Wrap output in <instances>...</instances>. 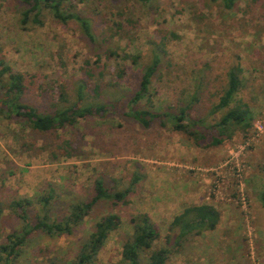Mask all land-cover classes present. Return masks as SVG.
<instances>
[{
  "label": "rangeland",
  "instance_id": "374dc122",
  "mask_svg": "<svg viewBox=\"0 0 264 264\" xmlns=\"http://www.w3.org/2000/svg\"><path fill=\"white\" fill-rule=\"evenodd\" d=\"M159 1L160 8L153 14L131 6L133 0L89 1L90 7L103 12L114 10V19L119 18L116 8L130 5L139 19L135 39L117 35L103 42L106 48L113 45L118 50V56L108 57L106 48L94 44L77 23H62L46 10L43 25L23 26L20 0H0V59L28 74L32 88L26 99L46 105L52 97L59 98L60 92L75 98L79 81L86 78L87 59L96 73L94 80L117 79L118 70L127 67L126 78L119 79L120 88H135L141 67L123 55L142 53V64L148 63L150 41L166 36L164 75L154 83L157 106L182 104L193 91L194 78L208 68L210 88L216 92L238 59L244 78L238 98L252 106L253 127L246 135L238 131L218 146L203 148L171 124L163 127L156 121L144 127L123 112H109L58 132L73 141L75 151L67 156L55 149L57 136L35 134L0 117V197L6 204L17 195L36 196L51 183L58 196L53 210L63 216L71 201L89 197L98 176L117 190L128 188L135 175L141 176L127 202L115 207L109 202L97 204L73 234L33 233L17 264H62L73 259L95 229L96 220L110 210L120 214L122 224L109 237L96 264H125L122 245L132 231V215H151L161 232L156 247H161L168 244L167 235L173 239L178 232L171 228V219L188 206L202 203L216 207L219 223L175 245L167 264H264V7L259 4L246 15L239 10L223 11L209 0ZM240 7L245 9L246 1ZM101 71L105 72L102 78ZM112 90L105 94L112 95ZM215 102L216 96L204 100L200 112H208ZM32 143L35 146L27 149ZM52 152L59 158L54 160ZM21 225V219L6 208L0 219V243Z\"/></svg>",
  "mask_w": 264,
  "mask_h": 264
},
{
  "label": "trees",
  "instance_id": "16d2710c",
  "mask_svg": "<svg viewBox=\"0 0 264 264\" xmlns=\"http://www.w3.org/2000/svg\"><path fill=\"white\" fill-rule=\"evenodd\" d=\"M90 0H20L23 6L21 23L26 26L43 25L44 12L49 11L62 23L75 22L82 33L94 44L105 49L104 43L111 41L115 36L136 38V30L139 26L130 5L115 9L118 19L113 18L114 10L103 12L99 8L90 7ZM113 1V0H112ZM119 1V0H114ZM137 5L153 14L160 8L159 0H133ZM228 13L236 10L243 11L246 15L253 11L254 7L264 0H244L246 8L242 9V0H209ZM81 6H80V5ZM87 9H92L88 13ZM197 17V13L194 14ZM245 20V17L240 19ZM247 21V19H246ZM178 37V35H174ZM99 37L101 42H99ZM163 36L159 41L152 39V57L150 62L142 64V53H125L124 59H130L132 63L141 67V76L133 89L120 88V80L127 76V67L120 68L117 79L101 81L94 80L96 73L91 68L90 60H86L84 68L86 78L79 81L75 98L70 99L67 92H60L59 98L52 97L46 105L26 99L28 91L32 88L29 76L23 71L14 70L4 59H0V117L14 120L29 128V131L43 136L52 134L59 141L55 149L61 154L71 156L74 147L73 141L58 134L68 127H75L89 117H103L109 112H123L138 120L144 127H150L152 123L159 122L161 126L172 125L173 130L192 139L197 146L209 148L218 146L227 139H232L238 132L248 134L253 127L255 116L249 102L238 98L244 87L243 67L236 59L237 64L231 66L226 73L225 82L216 92L210 88L211 69L202 70L195 77L193 91L182 104H170L159 108L157 106L158 89L154 83L162 79V63L166 58L167 40ZM104 42V43H103ZM107 56H118L115 46L106 48ZM97 59L100 53L97 52ZM87 66H89L87 68ZM100 78L105 72H100ZM96 78V77H95ZM112 85V86H111ZM112 88H110V87ZM108 87V88H107ZM114 89V92L113 90ZM105 90H112L108 96ZM104 94V95H103ZM217 97L207 110L200 112L204 107L203 101ZM58 99V100H57ZM178 108V109H177ZM35 145H28V148ZM48 146L51 147V144ZM43 150V147H40ZM54 160L58 159V153L52 152ZM141 179L135 175L131 185L124 190H117L113 186L106 185V179L98 176L94 181L91 194L87 199H74L69 204L68 212L60 216L53 210L57 200L56 189L51 184L45 190H41L36 196H16L9 203L0 197V219L5 214V209H12L22 222L20 229H13L6 236V241L0 243V264H17V260L23 255L25 247L29 244L32 234L40 232L51 237L71 235L92 214L97 204L109 202L115 207L120 202H127V197L132 191L133 185ZM264 205V190L261 193ZM220 212L212 204L202 203L190 205L177 215L171 223V228L178 232L172 239L166 236L165 246L156 247L161 237L159 227L153 222L149 213L141 212L131 216L132 231L126 235L123 242V261L125 264H167L172 253V248L185 241L187 236L195 233L201 234L205 230L216 228L219 223ZM122 224L119 213L110 210L96 220L95 229L82 242L80 249L73 259L65 260L62 264H96L100 252L105 247L111 234ZM146 254V262L143 255ZM56 264L55 261H53Z\"/></svg>",
  "mask_w": 264,
  "mask_h": 264
},
{
  "label": "crops",
  "instance_id": "0c3cea01",
  "mask_svg": "<svg viewBox=\"0 0 264 264\" xmlns=\"http://www.w3.org/2000/svg\"><path fill=\"white\" fill-rule=\"evenodd\" d=\"M180 213H181V212H180ZM180 213H178L177 215H179ZM177 215H176V216H177ZM172 221H173V219H171V221H170V222H172Z\"/></svg>",
  "mask_w": 264,
  "mask_h": 264
}]
</instances>
